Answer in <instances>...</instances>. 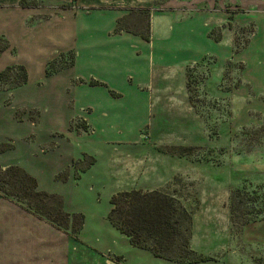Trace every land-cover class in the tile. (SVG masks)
Returning <instances> with one entry per match:
<instances>
[{"label":"rangeland","instance_id":"obj_1","mask_svg":"<svg viewBox=\"0 0 264 264\" xmlns=\"http://www.w3.org/2000/svg\"><path fill=\"white\" fill-rule=\"evenodd\" d=\"M181 1L206 18L216 42L226 44L222 59L209 56L205 66L191 71L190 109L178 102L170 110L165 101L160 109L153 98L148 114L136 110L132 124L119 125L114 118L127 114L118 107L125 103L106 97L103 105L99 96L97 104L109 111L93 118L86 104L96 103V96L78 93L75 98L62 80L17 90L21 73L12 70L0 81V167L23 169L39 190L60 196L71 231L83 218L75 237L66 232L70 264H171L133 247L107 220L111 197L131 190L168 193L189 212L190 249L213 260L201 264H264V220L241 226L238 215L230 214L233 190L264 184V94L252 95L243 83L244 65L236 59L254 33L252 0ZM171 2L155 0V8L169 9ZM125 21L130 29L146 30L147 19L139 11L132 10ZM184 32L205 50L198 30ZM8 62L0 59V73ZM90 71L98 74L97 68ZM185 73L176 68L170 85H180ZM135 134L136 144L115 142ZM83 153L94 159L89 168Z\"/></svg>","mask_w":264,"mask_h":264},{"label":"crops","instance_id":"obj_2","mask_svg":"<svg viewBox=\"0 0 264 264\" xmlns=\"http://www.w3.org/2000/svg\"><path fill=\"white\" fill-rule=\"evenodd\" d=\"M22 2L27 6H22ZM44 3L49 7L36 5ZM153 3L154 0H0V38L9 46L0 59H8L7 66L25 68L27 82L17 90L62 80L70 86L75 98L78 93L96 96V103L86 104L93 118L97 117L95 113L105 117L109 111L107 106L97 104L99 96L103 105L106 97L115 104L125 103L118 107L127 114L114 118L119 125L125 121L126 125L132 124V112L136 110L142 109L148 114L153 98L160 109L164 101L170 110L178 102L190 109L185 75L180 85L169 83L175 69L185 72L198 63L205 66L209 56L222 59L221 47L226 44L216 42L210 36L206 18L189 12L181 5L183 1L172 0L169 9L164 10L156 9ZM250 7L254 33L236 54V59L244 65L243 83L256 97L264 94V0H252ZM132 10L150 11L149 41L125 31L115 33L116 22L126 18ZM187 25L190 26L186 28ZM195 29L205 50L201 46L196 48L189 34L184 32L193 34ZM69 51L74 54L73 67L68 72L45 78L46 64ZM93 68H97L98 74L90 71ZM81 80L83 83H79ZM94 80L104 86L87 84ZM110 93L117 98H110ZM253 99L250 97L248 103L256 112ZM58 134L63 136L64 132ZM139 140L135 134L115 142L124 146ZM260 237L264 239V234ZM0 264H70L68 236L20 206L0 198Z\"/></svg>","mask_w":264,"mask_h":264},{"label":"trees","instance_id":"obj_3","mask_svg":"<svg viewBox=\"0 0 264 264\" xmlns=\"http://www.w3.org/2000/svg\"><path fill=\"white\" fill-rule=\"evenodd\" d=\"M21 4L22 6H27L24 2ZM153 6H156L155 0ZM139 12L147 19L145 32L130 29L125 18H122L116 22L115 33L125 31L149 41L150 11L141 10ZM128 14H131V12ZM0 44L1 55L9 46L3 38H0ZM66 55L68 56V62L64 58ZM61 61L63 66L60 63ZM57 64L60 65L56 66ZM226 64L228 67L232 66L231 61H227ZM73 65V52L69 51L65 54H59L46 64L44 76L48 78L58 72L72 68ZM199 66H201V63L186 69L185 77L188 95L192 92L193 75L191 71ZM12 70H18L21 73L20 82L16 87L26 84L27 75L23 66L5 68L0 73V81L5 80L8 77V73ZM79 83H83L82 80ZM238 83L239 80L237 81ZM88 84L90 86H104L98 81H90ZM189 101H191L190 96ZM83 156L88 158L85 155ZM88 159L90 163L87 168L94 163V159ZM263 190L264 184L255 186L253 189L243 186L231 192L230 214L231 217L235 214L238 215L235 219L240 221L241 226L264 220ZM0 193L4 199L15 202L16 205L23 208L26 212L48 222L56 229L64 233L70 232L73 237L78 234L82 227L83 218L80 217L77 228L71 231V217L64 211L61 198L55 194L39 190L37 181L23 169L9 166L2 170V167H0ZM109 203L110 212L107 220L119 234L128 239L133 247L148 252L153 258L174 264H201L213 261L208 257H200L190 249L189 225L191 223V215L172 195L159 191L141 192L131 190L113 195Z\"/></svg>","mask_w":264,"mask_h":264}]
</instances>
